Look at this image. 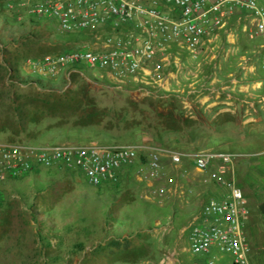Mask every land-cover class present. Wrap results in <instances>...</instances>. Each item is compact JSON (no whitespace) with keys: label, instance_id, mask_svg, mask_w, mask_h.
Instances as JSON below:
<instances>
[{"label":"rangeland","instance_id":"rangeland-1","mask_svg":"<svg viewBox=\"0 0 264 264\" xmlns=\"http://www.w3.org/2000/svg\"><path fill=\"white\" fill-rule=\"evenodd\" d=\"M10 1L0 0V142L97 141L166 150L184 159L205 150L226 151L239 155L235 182L249 215L250 203H264V40L244 13H236L195 57L173 45L156 83L116 87L86 65L54 79L31 74L28 61L80 50L88 41L80 33H60L53 21L29 19L24 11L19 19L8 8ZM39 79V85L58 91H86L105 111L102 122L80 127L45 118L24 129L16 123L13 102L24 103V80L35 88ZM173 177H186L188 202L171 199L159 206L147 201L132 179L93 187L76 170L7 177L0 183V264H161L185 246L178 231L207 190L186 164ZM255 214L264 225V212L257 208ZM125 238L135 251L129 262L108 257V241ZM193 262L181 254L164 264Z\"/></svg>","mask_w":264,"mask_h":264},{"label":"built area","instance_id":"built-area-1","mask_svg":"<svg viewBox=\"0 0 264 264\" xmlns=\"http://www.w3.org/2000/svg\"><path fill=\"white\" fill-rule=\"evenodd\" d=\"M8 8L20 19H46L63 34L80 33L87 47L28 61V70L41 79H54L68 68L97 69L116 87L141 88L155 82L169 63L173 45L192 57L207 49L236 13H244L254 34L264 40L261 0H11ZM239 155L205 150L184 159L161 149L84 144H26L0 142V183L7 177L44 170H76L93 187L117 186L132 179L143 187L144 198L156 205L185 201L186 177L175 179L186 164L207 190L190 220L179 231L178 251L193 264H252L244 226L249 209L235 182Z\"/></svg>","mask_w":264,"mask_h":264},{"label":"trees","instance_id":"trees-1","mask_svg":"<svg viewBox=\"0 0 264 264\" xmlns=\"http://www.w3.org/2000/svg\"><path fill=\"white\" fill-rule=\"evenodd\" d=\"M72 77H75L72 75ZM31 88L32 82L24 80L26 97L24 103L13 102L16 123L26 125L37 123L45 118H56L64 125L71 120L73 126H95L102 122L105 111L99 109L83 89L58 91L55 88L39 85ZM108 257L115 261L129 262L133 254L132 243L112 239L107 243Z\"/></svg>","mask_w":264,"mask_h":264},{"label":"crops","instance_id":"crops-1","mask_svg":"<svg viewBox=\"0 0 264 264\" xmlns=\"http://www.w3.org/2000/svg\"><path fill=\"white\" fill-rule=\"evenodd\" d=\"M250 207L251 214L248 216L244 226L249 245L250 259L252 264H264V225L258 223L255 216L257 208L261 210V212H264V203L259 205L250 203ZM221 259L222 258L219 259V264H221ZM228 264L231 263L229 262Z\"/></svg>","mask_w":264,"mask_h":264}]
</instances>
